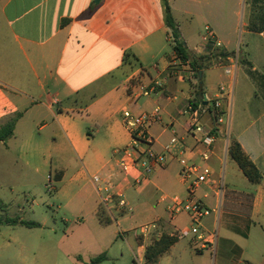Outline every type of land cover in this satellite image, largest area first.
I'll use <instances>...</instances> for the list:
<instances>
[{
    "label": "crops",
    "instance_id": "1",
    "mask_svg": "<svg viewBox=\"0 0 264 264\" xmlns=\"http://www.w3.org/2000/svg\"><path fill=\"white\" fill-rule=\"evenodd\" d=\"M94 1L0 0V127L19 114L11 137L0 141V155L14 157L20 183L28 184L26 177L36 172L47 178L45 188L52 179L59 183L55 190L59 200L70 201L69 188L78 187L75 200L80 214L77 223L65 226L66 233L57 242L41 238L34 245L29 244L30 231L54 230L55 223L15 217L38 227L3 224L19 232L13 239L7 232L0 250L9 251L14 240L12 254L18 264H88L91 258L109 252L117 238L131 233L135 240L141 220L157 225L152 232L156 236L187 228L185 215L170 218L168 212L173 196H186L177 160L140 183L120 173L115 151L130 141L121 114L158 108L161 121L149 128L153 149L162 152L172 136L193 147L195 137L188 134L185 106L197 104L204 95L215 99L222 84L229 96L220 101L221 122L216 123L209 111L199 113L203 131L215 136L205 164L212 170V180L222 181V193L218 196L211 184L196 189L195 196L211 209L202 221L203 240L190 237L181 244L183 238H178L155 263H161L165 255L178 254L181 260L187 253L202 257L205 252L214 256L213 264H264V36H234L242 6L247 16L244 34L251 35L257 24H264V0H167L186 51L202 58L196 69L176 56L161 0ZM205 28L211 36L208 40ZM218 53L225 56L216 58ZM232 58L237 59V66L227 76L224 66ZM172 66L176 75H168ZM156 80H163L162 88L133 99L138 81L148 85ZM232 141L260 172L259 183L239 176L243 174L227 153ZM109 151L111 158H103ZM71 159L78 160L80 168L66 176ZM228 163L238 175V187H231L227 179ZM92 176L100 179L101 188H107L113 198L121 194L133 213L114 219L116 230L113 224L99 223L97 211L105 193L97 191ZM108 207L111 215L116 208ZM219 228L232 238L218 247L217 242L211 244L208 234ZM21 229L26 239H21ZM140 237L136 248L129 245L132 264H146L144 250L150 243ZM34 249L42 252L36 256Z\"/></svg>",
    "mask_w": 264,
    "mask_h": 264
},
{
    "label": "built area",
    "instance_id": "2",
    "mask_svg": "<svg viewBox=\"0 0 264 264\" xmlns=\"http://www.w3.org/2000/svg\"><path fill=\"white\" fill-rule=\"evenodd\" d=\"M205 33V39H210L211 36L208 35L207 28H205ZM215 45L218 46L219 44L216 42ZM185 62L186 64L188 63L187 61ZM236 66L237 59L232 58L230 63L224 66V74L227 76L231 75ZM168 75H176V70L173 66L169 68ZM137 83L135 90L131 93L133 99L148 97L157 89L162 88L164 84L163 80H156L148 85H142L139 81ZM224 96H229V93L226 92L224 85L220 84L218 96L215 99L209 100L204 95L197 104L188 103L185 106V113L190 119L188 134L195 137V145L193 147L186 146L182 138L172 136L163 146L162 152H156L153 149L154 140L149 133V128L152 124L161 121V114L158 108L140 114L124 110L121 114L123 125L129 134L130 141L126 146L115 151L120 173L131 178L134 183H140L154 170L163 168L171 160H177L179 164L178 177L186 186V196L184 198L173 196L168 207L170 218L180 214L185 215L187 218L188 227L177 230L174 233L179 238L191 236L198 241L204 238V234L201 231L202 221L210 214L211 210L195 196L196 189L203 184H211L214 186L218 196L221 195L223 190L222 181L214 182L212 180V170L205 164L211 156L215 136L212 132L203 131L199 122V113L209 111L215 122L220 123L223 116L220 101ZM193 158H196L198 162L193 161ZM91 181L97 185L98 192L104 191L105 195L101 196L100 201L106 211H110L108 204L111 206L113 204L114 208H117L119 212H130V208L121 194H116L113 198L107 188H101L100 179L97 176H92ZM47 188L53 190L51 185H48ZM156 230L157 225L154 223L149 226H143L140 229V235L147 236L152 232H156ZM159 235L157 237H160ZM208 238L213 244L215 242L214 232L208 234Z\"/></svg>",
    "mask_w": 264,
    "mask_h": 264
},
{
    "label": "rangeland",
    "instance_id": "3",
    "mask_svg": "<svg viewBox=\"0 0 264 264\" xmlns=\"http://www.w3.org/2000/svg\"><path fill=\"white\" fill-rule=\"evenodd\" d=\"M257 10L256 12H258ZM247 21L246 10H243V6L240 7L239 16L237 17V31L234 36H264V24H257V28H254L253 33L251 35H246L242 31L245 30L243 23ZM261 33V34H259ZM14 157L10 153H5L4 155H0V159H3L0 162V200L6 204V212L4 216L6 218H15V217H22L25 221H43L44 219L48 221V225L55 223L56 228L54 230L45 229V230H38L34 229L29 233V244H38L41 238L44 239L46 243H54L57 242L61 237H63L66 233V228L69 224L77 223L79 219V209L77 205V191L78 187L71 186L68 191V198L71 200L68 201L67 199H57L55 190L59 188L60 184L55 182L53 179L51 180V186L54 189L52 192H48L45 188V185L48 184L47 178L38 172L30 174L29 177L23 176L28 179V184L20 183V179L18 178L19 170L18 168H14L12 164V159ZM103 158L109 159L111 158V151L107 154L103 155ZM72 165L66 169V176L76 172L80 168L79 161L76 159H71ZM227 162H231L233 164L234 170H236V165L233 161L229 160ZM228 169V176L227 179L231 182V187L233 185L238 187L240 185V180L238 175L235 171H230V165L227 164ZM53 174V172H52ZM239 176H242L238 173ZM24 180V179H23ZM29 184L32 185L29 187ZM65 184L68 185V181L65 180ZM88 184V183H87ZM76 199V200H75ZM106 215L109 216L112 220L113 227L116 230V224L114 223L115 220H120V217H129L133 213L125 212V213H117V208L112 209L110 214L106 211L104 206H101ZM209 209V208H208ZM22 210V211H21ZM211 210V209H209ZM21 211V212H20ZM211 213V212H210ZM66 220L67 223L64 224L63 220ZM150 219V218H148ZM151 220H141L142 226H149L153 222ZM140 228L135 230V234H140ZM19 230V229H17ZM22 232L21 239H26L27 235L24 233L26 232L24 229ZM12 237L16 232L13 229H6L5 227H0V244L2 240L6 238V234ZM162 234V233H161ZM215 235V243L217 242L218 247L221 242L225 241V239L232 238L229 233L224 232L221 228L218 230H214ZM142 235H136L135 240L140 241ZM147 243H151L153 240L158 239L157 236L153 233H150L147 236ZM191 236L185 237L182 239L181 244H186L188 239ZM229 237V238H228ZM126 238V239H125ZM125 238H117L115 244L112 246L109 252H104L106 259L105 261L101 262L100 264H132L134 261V256L130 249V246L136 248V242L131 235V233L127 234ZM15 241L12 240L11 249L8 251L0 250V264H18L15 256L12 254L13 249L16 248L14 244ZM130 245V246H129ZM35 255H39L42 251L41 249H34L33 250ZM32 254V253H31ZM33 255V254H32ZM31 255V256H32ZM159 264H191V261H199L203 259V264H213L214 256L210 255L209 253L203 252V256H190L187 253L186 257H182L183 259L179 260L178 254L172 255H165ZM170 258L169 261H167ZM156 264V263H154Z\"/></svg>",
    "mask_w": 264,
    "mask_h": 264
},
{
    "label": "trees",
    "instance_id": "4",
    "mask_svg": "<svg viewBox=\"0 0 264 264\" xmlns=\"http://www.w3.org/2000/svg\"><path fill=\"white\" fill-rule=\"evenodd\" d=\"M161 5L163 9V20L167 28L170 29L171 36L175 41L174 52L179 57V59L186 61L188 60L193 69L197 68V63L202 59L194 55L189 54L184 44L180 39V34L178 27L173 19L170 7L167 0H161ZM225 55L222 53L216 54V58H223ZM209 62V60H208ZM201 68V67H200ZM200 91L201 86H198ZM19 117V114L10 117L1 127H0V141L4 142L12 135L13 127L15 121ZM227 153L229 157L235 162L238 169L241 171L243 176L252 184H257L261 180V174L254 166V164L249 160V158L243 153L239 144L235 141H232L228 148ZM6 211V205L0 200V226L3 224L6 225H16L20 224L25 227L33 228L38 227V224L35 222H24L19 221L18 219H8L4 216ZM97 218L99 223L103 226H107L112 223V220L109 216L106 215V212L102 207L97 211ZM176 235H169L168 233H162L158 239L153 240L144 250V260L146 264H154L158 258L169 250V248L178 241ZM105 254L97 255L90 259L88 264H100L105 261Z\"/></svg>",
    "mask_w": 264,
    "mask_h": 264
},
{
    "label": "water",
    "instance_id": "5",
    "mask_svg": "<svg viewBox=\"0 0 264 264\" xmlns=\"http://www.w3.org/2000/svg\"><path fill=\"white\" fill-rule=\"evenodd\" d=\"M97 2H98V0H95V1H94V4L97 3ZM204 104H206V103L204 102ZM208 104H209V106H211L210 103H208Z\"/></svg>",
    "mask_w": 264,
    "mask_h": 264
}]
</instances>
